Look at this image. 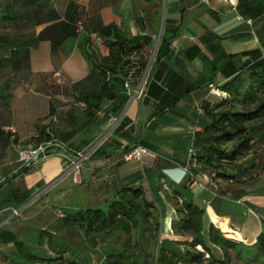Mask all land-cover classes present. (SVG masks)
<instances>
[{"label":"crops","instance_id":"crops-1","mask_svg":"<svg viewBox=\"0 0 264 264\" xmlns=\"http://www.w3.org/2000/svg\"><path fill=\"white\" fill-rule=\"evenodd\" d=\"M71 2L77 7L70 14L76 22L67 16ZM261 3L264 6V0H0V10L10 5L14 15L18 12L17 19L0 23V60L26 48L30 57L28 68L0 70V228L18 238L31 236L49 227L40 217L44 209L56 208L63 217L64 208L97 205L152 166L164 174L168 186H183L205 209L206 238L214 224L231 238L253 245L263 231L264 195L249 188L234 198L230 193L241 186L205 171L191 172L188 163L195 132L206 125L199 109L205 101L214 105L220 99L212 87L220 89L226 80L223 57L260 47L256 28L264 17ZM116 41L143 44L141 54L130 55L134 64L149 56L138 85L141 92L135 94L125 83L119 89L130 99L121 114L116 117L114 101L106 100L88 121L82 107L73 103L71 86L93 69L111 66L104 58L110 53L109 43ZM57 70L63 83L54 78ZM116 72L109 71L111 92L118 89L110 88L112 77L121 76ZM51 105L60 116V139L25 169L20 152L38 147L29 140L38 135L39 124L51 121ZM123 117L133 125L131 139L115 133ZM132 142L157 156L125 161L123 152ZM90 144L92 152L100 150L85 162L82 181L67 184L73 171L65 162ZM47 188L46 195L57 194L55 203L39 206ZM218 188H228L229 193L217 192ZM13 209L19 213L13 214ZM164 222L165 245L184 252L185 245L175 242L189 238L173 229L165 233ZM210 247L214 258L222 260L223 250ZM13 250L12 244L0 243V264H9L4 257Z\"/></svg>","mask_w":264,"mask_h":264},{"label":"trees","instance_id":"trees-1","mask_svg":"<svg viewBox=\"0 0 264 264\" xmlns=\"http://www.w3.org/2000/svg\"><path fill=\"white\" fill-rule=\"evenodd\" d=\"M75 9H77L75 3L71 2L67 16L72 22L77 20V17H70ZM259 12L261 14L264 12L262 3ZM17 17L18 12L14 15L10 5L0 10V23H10ZM256 35L260 47L223 57V75L226 80L219 87L224 95L214 92L220 97L214 105L208 101L203 102L200 112L206 117V125L196 130L195 143L190 148L192 151L189 150L188 165L191 172L205 171L214 179L236 187L241 186V189L235 188L230 193L234 198L246 194L249 188L259 190V186L264 184L262 16L259 27L256 28ZM151 41V38H148L146 44L149 45ZM164 41L166 39L163 37L161 42ZM143 48V44L111 42L110 53L104 61L111 62L112 65L101 66L99 70L93 69L86 78L73 83L70 92L73 103L80 108L79 102L86 105L82 107L83 117L91 121L106 100L114 101L112 111L116 117L121 114L130 95L122 94L119 87H124L125 83L133 91L139 87L149 56H142L134 64L130 55L134 52L141 54ZM29 60L27 48L15 50L11 57L0 60V70L28 68ZM114 70H119L121 76L112 77L110 88L118 89L111 92V89H108L111 81L108 75L109 71ZM128 76L132 80L125 82L124 77ZM48 117H51V121L47 125L39 124L38 135L29 140L38 146L41 144L49 146L40 153V157L54 148L60 139L57 128L60 116L54 105H51ZM125 126L127 128L124 129ZM132 131L133 125L127 117H123L115 128L116 134L128 139H131ZM73 132H69V135H73ZM136 146H143L152 151L147 146L132 142L125 147L122 157ZM99 150L100 148L95 149L91 155ZM165 179L159 169L150 166L134 181L120 187L112 198H106L93 206L62 209L64 213L61 217L62 225L82 237L98 255V262L93 260L90 253L74 245L70 240L63 239L52 228L37 229L31 236L24 238H18L14 232L6 228H0V243L14 246V250L7 253L4 260H8L9 264H264V213L260 216L263 231L253 245L229 238L226 232L214 224L210 226L206 238L203 233L205 209L185 192L172 189ZM163 185L169 188V191H166L167 198L175 206L178 214L177 218H172V229L175 234L189 238L175 242L177 245H185L184 252L166 246L165 240L162 239L166 209L165 202L160 196ZM217 192L229 193L228 188H218ZM172 215L170 211L165 221V232L167 229L170 231ZM221 227L227 230L225 225ZM236 234L242 238L240 232ZM211 244L223 250L222 260L214 258ZM207 253L209 255L206 256Z\"/></svg>","mask_w":264,"mask_h":264},{"label":"rangeland","instance_id":"rangeland-1","mask_svg":"<svg viewBox=\"0 0 264 264\" xmlns=\"http://www.w3.org/2000/svg\"><path fill=\"white\" fill-rule=\"evenodd\" d=\"M212 89H214L212 87ZM214 91H217V92H220L219 94H222L224 95V93L221 91V90H217V89H214ZM213 91V92H214ZM92 155L89 157V159L85 160L82 162V167H81V175H80V178H79V182L82 181V170H83V167L86 166L85 165V162H90L92 160ZM71 165L70 167L72 168L73 165L71 164V162H65V166H69ZM71 183L69 182H66L67 184L71 185L73 184L72 183V180L74 179H70ZM166 180V179H165ZM167 181V180H166ZM75 183H77L75 180H74ZM51 188V187H50ZM50 188H47L43 194L46 196V198H39V199H42L38 204L39 206H43V205H46V206H49V205H52L53 203H55V199L57 198V194H54V192H51L49 194H45L46 192L48 193V191H50ZM178 190L180 191H183L185 192L189 197L191 196V193L192 192H186L184 187L183 186H177L176 187ZM166 191H169V188L166 187V185H163V189L162 191H160V196L162 197V200L165 202V205H166V209L164 210V220L166 221L168 215H169V212L172 211L173 213V219L174 218H177L178 217V214H177V211L175 209V206L170 202V199L168 200L167 198V192ZM261 195H264V184L260 185L259 186V190ZM38 196H40V194H38ZM37 196V198H38ZM54 205V204H53ZM203 206L205 204H202ZM60 214L59 210L56 209V208H48V209H44L43 211V214L40 215L41 218L44 219V222H45V225L48 224V228H52V229H55L56 232L58 234L61 235V237L63 239H68L70 240L74 245L80 247L82 250H85L87 251L88 253H90L92 255V258L95 262H98V255L90 248V246L82 239V237L77 234L75 231H71V230H67L65 228V226L62 225V218H61V215H57V214ZM172 218H170V231H168V229L166 230L167 232L169 233H172ZM164 228H165V222H164ZM165 230V229H164ZM165 232V231H164ZM165 232V233H167ZM229 238H231L230 236H228Z\"/></svg>","mask_w":264,"mask_h":264},{"label":"built area","instance_id":"built-area-1","mask_svg":"<svg viewBox=\"0 0 264 264\" xmlns=\"http://www.w3.org/2000/svg\"><path fill=\"white\" fill-rule=\"evenodd\" d=\"M54 78H55L56 82L63 83L64 78H63V74H62L61 70H57L54 73ZM215 89L218 90V88H215ZM213 91H214V89H213ZM134 92H135V94L140 93L141 88L138 87L136 90H134ZM214 92H216L218 94L220 93L217 91H214ZM79 105L81 107L86 106L84 102H79ZM199 110L202 111L201 108ZM12 130L15 131V129H13V128H12ZM44 151H45V146L43 144H41L36 149L22 150L20 152V158L26 166H30L35 161H37V158H36L37 154H39V156H40V153L44 152ZM190 151H192V150L190 149ZM91 154H92V145L88 148L82 149L81 151H79L77 153V157H74V158L69 160L71 162V164L73 165V167H72L73 179L76 182H79L78 180H79L80 175H81L82 162L89 159ZM147 156L155 157L156 154L154 152H152L151 150L147 149L146 147L136 146L131 151L125 153L123 157L126 161H129V160H143ZM187 170H189V169L187 168ZM18 213H19L18 209H13V214H18Z\"/></svg>","mask_w":264,"mask_h":264},{"label":"water","instance_id":"water-1","mask_svg":"<svg viewBox=\"0 0 264 264\" xmlns=\"http://www.w3.org/2000/svg\"><path fill=\"white\" fill-rule=\"evenodd\" d=\"M48 148H49V146L48 147H45V150L48 149ZM36 158L37 159L39 158V154H37Z\"/></svg>","mask_w":264,"mask_h":264}]
</instances>
